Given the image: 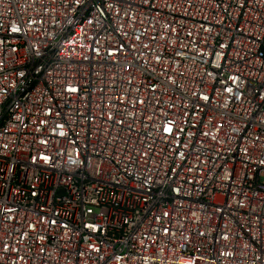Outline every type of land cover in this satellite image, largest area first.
I'll use <instances>...</instances> for the list:
<instances>
[{"label": "built area", "instance_id": "built-area-1", "mask_svg": "<svg viewBox=\"0 0 264 264\" xmlns=\"http://www.w3.org/2000/svg\"><path fill=\"white\" fill-rule=\"evenodd\" d=\"M0 264H264V0H0Z\"/></svg>", "mask_w": 264, "mask_h": 264}]
</instances>
